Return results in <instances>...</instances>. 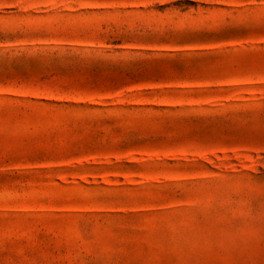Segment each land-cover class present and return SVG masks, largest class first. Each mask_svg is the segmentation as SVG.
Segmentation results:
<instances>
[{
    "label": "rangeland",
    "instance_id": "1",
    "mask_svg": "<svg viewBox=\"0 0 264 264\" xmlns=\"http://www.w3.org/2000/svg\"><path fill=\"white\" fill-rule=\"evenodd\" d=\"M0 264H264V0H0Z\"/></svg>",
    "mask_w": 264,
    "mask_h": 264
}]
</instances>
